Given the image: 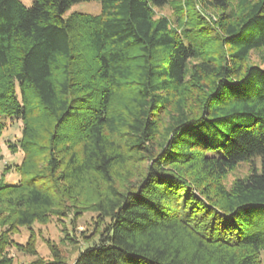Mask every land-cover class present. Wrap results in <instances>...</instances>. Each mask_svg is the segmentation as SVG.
Masks as SVG:
<instances>
[{
    "label": "trees",
    "instance_id": "obj_1",
    "mask_svg": "<svg viewBox=\"0 0 264 264\" xmlns=\"http://www.w3.org/2000/svg\"><path fill=\"white\" fill-rule=\"evenodd\" d=\"M80 1L0 0V137L20 121L7 147L23 152L0 179V264L11 247L28 264H264V68L248 62L264 0H212L216 19L156 17L168 0L63 16ZM81 209L96 219L72 261L11 238Z\"/></svg>",
    "mask_w": 264,
    "mask_h": 264
},
{
    "label": "rangeland",
    "instance_id": "obj_2",
    "mask_svg": "<svg viewBox=\"0 0 264 264\" xmlns=\"http://www.w3.org/2000/svg\"><path fill=\"white\" fill-rule=\"evenodd\" d=\"M25 5H30L31 0H20ZM239 0H227L226 11L233 10ZM212 0H168L162 6L155 7L156 17L166 16L170 20L173 19L174 12L181 9L185 12V8L193 9L206 17L217 18L220 9L213 7ZM81 12L87 14H98L100 12L99 0L80 1L72 4L63 16L67 17L71 13ZM264 47L259 50L251 51L248 62L260 65L264 68ZM188 105L196 107L195 99L188 101ZM22 131V123L14 121L6 124L0 137L1 157H0V179L6 183L16 182L19 179V173L14 169L13 164H19L23 158V152L18 149L12 152L8 147V142L15 143L20 137ZM10 166V169L9 167ZM254 168L260 171L259 157H255L253 162L240 161L228 171L222 178V182L228 187L235 179L242 178L249 174ZM96 219V212L92 209H81L78 213H70L67 216L52 217L45 223H33L30 227H20L17 232L11 235V238L19 243L25 244L29 239L34 241V247L39 257L48 259L50 257L53 244L57 247L63 256L72 261L76 254L77 248L85 245L83 235L91 234L94 226L93 221ZM90 232V233H89ZM71 236V237H70ZM73 238L74 242L69 239ZM9 253L13 257V264H28L35 256L26 254L17 249V247L9 248Z\"/></svg>",
    "mask_w": 264,
    "mask_h": 264
}]
</instances>
